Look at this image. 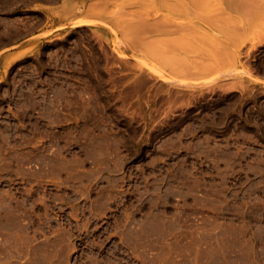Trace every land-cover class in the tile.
Masks as SVG:
<instances>
[{
    "label": "rangeland",
    "instance_id": "obj_1",
    "mask_svg": "<svg viewBox=\"0 0 264 264\" xmlns=\"http://www.w3.org/2000/svg\"><path fill=\"white\" fill-rule=\"evenodd\" d=\"M0 264H264V0H0Z\"/></svg>",
    "mask_w": 264,
    "mask_h": 264
},
{
    "label": "bare ground",
    "instance_id": "obj_2",
    "mask_svg": "<svg viewBox=\"0 0 264 264\" xmlns=\"http://www.w3.org/2000/svg\"><path fill=\"white\" fill-rule=\"evenodd\" d=\"M166 1H167V0H166ZM153 18H154V17H152L151 19H153ZM163 19H164V18H163ZM153 20H155V19H153ZM156 20H157V19H156ZM156 20L153 21L152 23L150 22V24H151V25H150V26H151V27H150V31H160L162 26H163L162 28L165 30L166 26H164V24H167L169 21L166 23L167 19H164V21H165L164 24H162V23L160 24V22H162L163 20L160 21V22L158 21L159 23L157 24ZM159 20H161V19H159ZM149 21H150V20H149ZM146 22H147V21H146ZM170 23H171V22H169L168 25H170ZM78 24H80L79 21H75V22H73V23L71 24V26H73V25H78ZM143 24L146 26L147 23H146V24L143 23ZM159 24H160V25H159ZM171 24H172V23H171ZM147 25L149 26V24H147ZM158 25H159V26H158ZM171 26H172V27H171ZM173 26H174L173 24L170 25V27H171L170 29L174 28ZM175 28H176V27H175ZM166 30H168L169 32H170V31H171V32L173 31V29H172V30H169V27H168ZM166 30H165V31H166ZM187 30H188V29H187ZM165 31H164V32H165ZM168 31H167V32H168ZM174 31H176V30L174 29ZM185 31H186V30H185ZM144 32H146V31H144ZM164 32H163V33H164ZM169 32H168V33H169ZM191 32H193V31H192V30H189L188 34L191 33ZM143 34H144V33H142V35H143ZM145 34H146V33H145ZM147 34L149 35V33H147ZM192 34H193V33H192ZM150 35H151V34H150ZM165 35H166V34H165ZM145 37H146V36H145ZM164 37H165V36H164ZM150 39H152V38H150ZM155 39L158 40L157 38H155ZM162 39H163V38H162ZM152 40H153V39H152ZM152 42H153V41H152Z\"/></svg>",
    "mask_w": 264,
    "mask_h": 264
},
{
    "label": "crops",
    "instance_id": "obj_3",
    "mask_svg": "<svg viewBox=\"0 0 264 264\" xmlns=\"http://www.w3.org/2000/svg\"><path fill=\"white\" fill-rule=\"evenodd\" d=\"M39 9H40L41 11L47 13V14H50V12H51V10H52L51 6H50V8H39ZM55 26H56V25H55Z\"/></svg>",
    "mask_w": 264,
    "mask_h": 264
}]
</instances>
